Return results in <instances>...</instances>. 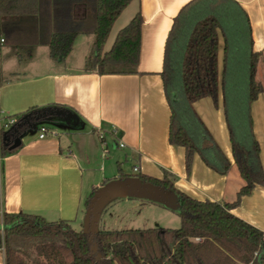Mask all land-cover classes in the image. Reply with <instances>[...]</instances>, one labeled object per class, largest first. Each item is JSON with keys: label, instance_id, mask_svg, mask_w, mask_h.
<instances>
[{"label": "trees", "instance_id": "trees-1", "mask_svg": "<svg viewBox=\"0 0 264 264\" xmlns=\"http://www.w3.org/2000/svg\"><path fill=\"white\" fill-rule=\"evenodd\" d=\"M133 1L0 0V38L6 44L46 46L49 57L63 63L77 37L93 35L84 70L100 76L130 74L140 54V13L116 34L108 51L104 46L113 24ZM77 8L83 9L82 17L74 14ZM3 17L14 19L2 21ZM259 58L252 50L247 15L234 0L188 2L174 18L164 46L160 76L170 110L168 142L184 149L187 173L197 155L208 169L226 175L230 162L192 107L204 98L217 107L220 96L233 162L244 183L233 203L194 200L178 191L165 173L162 179L136 174L139 184L176 197L178 229L87 233L74 231L67 222L47 223L36 215L2 214L0 248L5 264H264L263 233L231 214L243 197L264 186L250 116L251 103L264 92L255 81ZM41 110H29L0 132L1 157L15 151L3 146V135L12 142ZM27 115L29 119L23 120ZM93 199L92 194L84 206Z\"/></svg>", "mask_w": 264, "mask_h": 264}, {"label": "crops", "instance_id": "crops-1", "mask_svg": "<svg viewBox=\"0 0 264 264\" xmlns=\"http://www.w3.org/2000/svg\"><path fill=\"white\" fill-rule=\"evenodd\" d=\"M190 1L135 0L121 13L109 36L115 25L117 34L137 13L142 18L139 60L130 74L100 76L85 71L88 50L84 47L76 52V43L81 36L89 39V35L76 38L63 63L53 61L43 45H0V109L4 116L16 118L35 108L60 107L74 112L82 124L80 130L54 131L49 127L43 140L38 139L37 129L28 131L18 149L0 156V215L25 213L47 223L67 222L71 228L80 223L82 227V206L92 194L99 198L107 186L95 182L93 175L94 170L102 171L105 159L115 161L119 180L125 176L123 162L129 160L137 168L135 175L162 179L168 174L175 188L194 200L219 204L235 201L244 183L233 162L220 96L217 107L210 98L196 101L192 107L230 162L226 175L208 169L197 155L187 173L184 149L168 142L170 110L160 76L164 46L174 18ZM234 1L247 15L252 50L260 54L255 81L264 90V0ZM74 14L82 17L84 11L77 8ZM13 19L3 17L2 21ZM221 58L220 40L219 70ZM250 116L264 173V92L251 103ZM113 129L118 132L116 140L110 135ZM99 133L104 135L105 146ZM119 141L124 148L118 147ZM127 185L134 186L132 196L150 191L137 179ZM105 199L99 200L96 216ZM231 214L264 236V186H256L243 197ZM0 264H5L1 248Z\"/></svg>", "mask_w": 264, "mask_h": 264}, {"label": "rangeland", "instance_id": "rangeland-1", "mask_svg": "<svg viewBox=\"0 0 264 264\" xmlns=\"http://www.w3.org/2000/svg\"><path fill=\"white\" fill-rule=\"evenodd\" d=\"M126 14L127 13H125V15ZM89 15L88 13V17ZM116 26L118 25H115L109 36L104 51L109 50L111 43L115 39L117 32L115 29ZM87 40H89V44L86 45ZM93 40V35H89V39L88 36H81L76 43V52L87 47V55L89 56ZM49 127L54 131L61 129L71 130L68 127L58 125H49ZM102 162H104L102 171L99 172L98 170H94L93 175L95 182L106 183L105 185L107 186L100 192V197L106 199L105 203L102 205V211L96 216L92 226L93 232L99 230H142L152 228L178 229L180 227V220L177 215L176 197L173 194L151 186H144V188H150V191H143L142 194L138 193L137 196H132L133 193H136L134 186H128L127 184L129 181L136 180L135 173L133 172V162L129 160L127 163L123 162L122 169L125 175L123 180L118 179V171L114 160L107 161V159H105ZM128 188L129 192H127L128 190L126 191ZM127 196L130 197V200H125ZM134 197L141 200L137 201ZM91 202L92 201L88 203V206H82L81 219H83L84 222L81 223L82 227L80 223L74 224L72 226L74 231H88L87 221ZM137 202H141L142 205L140 206Z\"/></svg>", "mask_w": 264, "mask_h": 264}, {"label": "water", "instance_id": "water-1", "mask_svg": "<svg viewBox=\"0 0 264 264\" xmlns=\"http://www.w3.org/2000/svg\"><path fill=\"white\" fill-rule=\"evenodd\" d=\"M30 115L24 116L23 120L29 119ZM40 124L47 125H58L68 127L71 130H80L81 129V121L79 117L72 111L60 108V107H48L42 109L32 123L28 124V130L24 132L21 136L15 138L12 142L6 137L4 134L2 137V144L4 147L8 148L9 151H14L21 146V139L28 131H35L37 126ZM102 197L95 198L92 200L89 213H88V231L87 233H92V226L96 219L97 208L99 205V200Z\"/></svg>", "mask_w": 264, "mask_h": 264}, {"label": "built area", "instance_id": "built-area-1", "mask_svg": "<svg viewBox=\"0 0 264 264\" xmlns=\"http://www.w3.org/2000/svg\"><path fill=\"white\" fill-rule=\"evenodd\" d=\"M3 43H4V39L0 38V45H2ZM14 122H15L14 117L4 116L3 112L0 109V132L9 130L11 126L14 124ZM49 131H50L49 125L47 124L38 125L37 126L38 139L43 140L46 137V135L49 133ZM98 135L102 145L105 146L103 133H99ZM110 135L112 136V138L116 140L118 135L117 130L116 129L111 130ZM117 145L119 148H124V144L120 141L118 142ZM133 171L137 172V168H133ZM0 242L1 244H3V232L1 227H0ZM1 250L3 251V247H1Z\"/></svg>", "mask_w": 264, "mask_h": 264}]
</instances>
